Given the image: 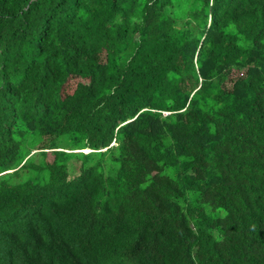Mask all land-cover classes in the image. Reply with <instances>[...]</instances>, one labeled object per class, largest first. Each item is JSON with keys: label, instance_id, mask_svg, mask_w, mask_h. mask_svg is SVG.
Wrapping results in <instances>:
<instances>
[{"label": "trees", "instance_id": "16d2710c", "mask_svg": "<svg viewBox=\"0 0 264 264\" xmlns=\"http://www.w3.org/2000/svg\"><path fill=\"white\" fill-rule=\"evenodd\" d=\"M0 264H264V0H0Z\"/></svg>", "mask_w": 264, "mask_h": 264}, {"label": "water", "instance_id": "95a60500", "mask_svg": "<svg viewBox=\"0 0 264 264\" xmlns=\"http://www.w3.org/2000/svg\"><path fill=\"white\" fill-rule=\"evenodd\" d=\"M85 153H88V152H90L89 150H86V151H84Z\"/></svg>", "mask_w": 264, "mask_h": 264}, {"label": "rangeland", "instance_id": "374dc122", "mask_svg": "<svg viewBox=\"0 0 264 264\" xmlns=\"http://www.w3.org/2000/svg\"><path fill=\"white\" fill-rule=\"evenodd\" d=\"M49 159H51V156H49Z\"/></svg>", "mask_w": 264, "mask_h": 264}, {"label": "clouds", "instance_id": "9594fccd", "mask_svg": "<svg viewBox=\"0 0 264 264\" xmlns=\"http://www.w3.org/2000/svg\"><path fill=\"white\" fill-rule=\"evenodd\" d=\"M86 151V150H85Z\"/></svg>", "mask_w": 264, "mask_h": 264}]
</instances>
